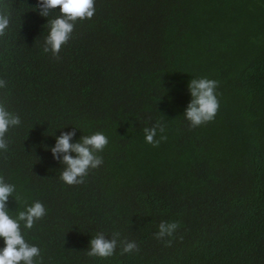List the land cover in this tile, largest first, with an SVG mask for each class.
Wrapping results in <instances>:
<instances>
[{
    "label": "trees",
    "instance_id": "1",
    "mask_svg": "<svg viewBox=\"0 0 264 264\" xmlns=\"http://www.w3.org/2000/svg\"><path fill=\"white\" fill-rule=\"evenodd\" d=\"M35 5L0 0V103L21 119L0 175L21 197L10 210L48 209L26 230L42 264H264V0H95L56 55ZM198 77L218 82L219 106L190 127ZM157 121L153 146L143 129ZM65 126L108 136L82 184H64L46 151ZM161 220L178 222L170 243L154 235ZM98 232L119 233L112 257L86 254ZM130 240L138 251L121 253Z\"/></svg>",
    "mask_w": 264,
    "mask_h": 264
},
{
    "label": "clouds",
    "instance_id": "2",
    "mask_svg": "<svg viewBox=\"0 0 264 264\" xmlns=\"http://www.w3.org/2000/svg\"><path fill=\"white\" fill-rule=\"evenodd\" d=\"M95 0H36L34 10H39V15L46 18L47 32L43 37L42 51L56 55L73 34L76 21L91 19L96 11ZM58 6V7H57ZM55 13V15H52ZM10 14L6 11L0 13V35L9 29ZM218 82L207 77L191 78L187 82V91L190 99L183 111L184 118L190 127H197L214 119L219 102L217 99ZM5 86V81L0 79V88ZM21 124L18 114L10 111L5 104L0 103V154L9 150L11 138L7 135L10 129ZM68 127L70 130L64 131ZM59 135L54 134V143L46 145L47 152L57 161L62 168L59 179L66 185L82 184L89 172L99 167L102 163L100 153L108 144V136L103 131H93L87 135H79L73 139L77 128L65 126L57 129ZM145 143L157 145L165 137L157 133L164 132L160 121L151 127H145ZM16 203L21 201L17 185L4 175H0V264H42L41 248L27 238L26 230L45 217L48 209L38 199L23 202L22 207L10 210L9 198ZM178 228L177 221L161 220L157 225L155 237L171 242V237ZM119 233L106 237L103 232H98L90 237L86 254L90 257H112L117 248ZM121 253L138 251L135 241H121Z\"/></svg>",
    "mask_w": 264,
    "mask_h": 264
}]
</instances>
